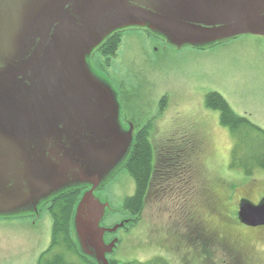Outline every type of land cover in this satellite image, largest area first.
I'll list each match as a JSON object with an SVG mask.
<instances>
[{
  "label": "rangeland",
  "instance_id": "374dc122",
  "mask_svg": "<svg viewBox=\"0 0 264 264\" xmlns=\"http://www.w3.org/2000/svg\"><path fill=\"white\" fill-rule=\"evenodd\" d=\"M197 17L191 13L180 16L192 23L198 22L200 17ZM119 32L121 41L114 55H103L98 47L81 50L76 55L64 54L77 68L75 80L91 83L100 95L104 92L111 95L120 129L117 131L126 134L133 126L134 137L141 131L147 132L156 153L172 138L184 137V134L195 138L199 147L194 175L197 196L196 189L206 185L207 179L213 181L214 191L221 199L227 198L226 203L233 211L235 202L240 195H246L255 176L259 190L247 196L257 200L264 189V167H258V160L253 156L259 152L261 139L252 132L254 144L239 142L229 127L220 122V111L208 107L207 95L220 93L235 113L264 129V35L241 34L217 43L195 36L193 43L175 44L163 37V33L151 30L149 25H127ZM71 75L68 76L72 78ZM163 98L167 105L161 110ZM235 149L238 158L248 160L253 166L251 174L242 166H231ZM123 165L124 161L119 160L108 167L100 187L95 190V197L109 204L102 226L111 228L124 223L115 233L107 232L106 244L111 243L114 234L117 238L114 250L107 253L109 260L145 264L159 259L169 264L223 262L225 255L216 250L207 262L185 255L186 242L192 238V222L188 219L190 210L182 208L177 187H169L176 183L175 177L165 178L167 190L163 192L157 190V181L139 215L127 211L125 199L135 193L136 183ZM63 170L59 169L51 185L35 186L25 194L15 192L0 177V264H50L57 255L63 256V260L58 258L63 263L87 264L64 245L57 246L41 262L49 247L44 245L54 231L50 201L61 192L77 187L84 189L83 197L93 185L92 181L85 182L78 177L55 183ZM224 181L238 183L234 196L230 195V188L223 187ZM197 201L192 210L200 212L199 216L211 226L223 221V214L210 212ZM74 221L72 237L78 245ZM239 229L242 237L252 236L248 230ZM250 243L255 257L264 264V239L254 235ZM86 257L96 262L94 255Z\"/></svg>",
  "mask_w": 264,
  "mask_h": 264
},
{
  "label": "water",
  "instance_id": "95a60500",
  "mask_svg": "<svg viewBox=\"0 0 264 264\" xmlns=\"http://www.w3.org/2000/svg\"><path fill=\"white\" fill-rule=\"evenodd\" d=\"M185 13L200 18L188 22ZM127 25H149L175 44L264 35V0H0V177L22 194L51 185L60 168L55 183L92 181L74 224L82 253L97 264H109L117 238L106 244L105 235L124 223L102 226L109 204L95 190L107 168L129 156L134 129L117 131L111 95L76 81L63 56L97 48ZM239 218L264 225V197L243 199Z\"/></svg>",
  "mask_w": 264,
  "mask_h": 264
},
{
  "label": "trees",
  "instance_id": "16d2710c",
  "mask_svg": "<svg viewBox=\"0 0 264 264\" xmlns=\"http://www.w3.org/2000/svg\"><path fill=\"white\" fill-rule=\"evenodd\" d=\"M119 33L118 31L112 34L97 50H100L103 55L111 56L116 54L120 43L119 41H121ZM166 102V98H163L160 104L161 110L166 108ZM207 105L212 109L220 111V122L229 127L230 132L239 138V142L251 144L252 141L254 144L251 133L256 132L258 134V140L261 139V144L257 148L259 152L254 153L253 157L258 160V167H264V129L254 124L248 117L235 113L230 103L218 92H211L207 95ZM146 133L147 132L141 131L136 134L131 152L123 165L131 173L136 183L135 193L125 199V208L134 215H139L146 207L149 193L156 185L157 181L164 183L165 178H174L176 175H181L182 172L189 171L193 174L196 172L195 160L199 147L195 138L188 137L186 136L187 134L177 139L172 138L164 142V145L161 146V151L156 153ZM233 153L234 157L231 166H242V168L246 170V173L251 174L253 166H250L249 161H242L243 158H238L236 149ZM82 190L84 189L77 187L61 192L50 201L49 210L54 217L53 240L51 246L42 255L41 262L44 260V256L52 252L57 246L64 245L69 251H72L80 256V258L84 259L87 264H97L81 253L79 245L75 243L72 237V223L74 221L77 206L82 197ZM58 258L63 260V256L57 255L55 262L50 264H70L67 262H60ZM109 264L145 263L140 261L121 262L110 259ZM150 264L169 263L163 259H159Z\"/></svg>",
  "mask_w": 264,
  "mask_h": 264
},
{
  "label": "flooded vegetation",
  "instance_id": "af4514ba",
  "mask_svg": "<svg viewBox=\"0 0 264 264\" xmlns=\"http://www.w3.org/2000/svg\"><path fill=\"white\" fill-rule=\"evenodd\" d=\"M194 175L195 174L189 171L182 172L181 175H176L175 184H169L171 189L174 186L177 187L182 208L190 210V212L188 213L187 211V213L189 214L188 219L192 222V238H189L188 241L186 240L188 246H185V255L191 256L192 258L199 257L202 258L201 260H204V262L205 260L207 262V259L211 258L212 252L216 250L221 251L225 255L221 264H261V261L255 257V250L253 251L254 247L250 245V240H252L254 235L259 239H264V225L251 226L243 223L239 218V207L243 199H249L255 204H258L264 197V189L261 191L257 200L247 196L251 193L255 194L259 190L258 178L254 176V180L250 181L251 183L248 182L250 185L245 191L246 195H240L239 199L234 204V210L230 211L226 203L227 198L221 199L216 191H214L215 183L213 184V181L207 179L205 182L207 183L206 185L203 186L202 184L201 187L196 189L199 195L197 196V194H194ZM224 186L225 189L230 188V195L234 196L236 194L238 183L224 181L223 187ZM166 187L167 186L163 182H159L156 188L159 192H163L167 190ZM150 194L151 191L149 195ZM198 199L199 201H197ZM200 199H202L201 202ZM196 201L199 202L197 203L199 206L200 203H202L210 212L216 213L215 211H218L217 213H220V215L223 214V221L211 226L207 219L205 220L203 216H199L200 212L197 211L198 213H196V210H192L196 205ZM239 228L248 230L252 236L246 238L242 237L238 232L240 231ZM114 239H116V234H114L110 242ZM185 261L190 263L188 258H186Z\"/></svg>",
  "mask_w": 264,
  "mask_h": 264
},
{
  "label": "crops",
  "instance_id": "0c3cea01",
  "mask_svg": "<svg viewBox=\"0 0 264 264\" xmlns=\"http://www.w3.org/2000/svg\"><path fill=\"white\" fill-rule=\"evenodd\" d=\"M53 224H54V222H53ZM53 224H52V225H53ZM53 228H54V225H53ZM53 233H54V231H52L51 235H50L49 238L47 239L48 242L46 241V244L44 245L45 247H46V246H49V247L51 246L50 244L52 243V240H53V235H52ZM49 247H48V248H49Z\"/></svg>",
  "mask_w": 264,
  "mask_h": 264
}]
</instances>
